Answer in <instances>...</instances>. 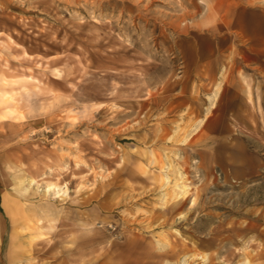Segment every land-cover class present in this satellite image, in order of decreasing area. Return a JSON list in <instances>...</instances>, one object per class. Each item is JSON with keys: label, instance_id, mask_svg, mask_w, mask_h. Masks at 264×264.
Returning <instances> with one entry per match:
<instances>
[{"label": "rangeland", "instance_id": "rangeland-1", "mask_svg": "<svg viewBox=\"0 0 264 264\" xmlns=\"http://www.w3.org/2000/svg\"><path fill=\"white\" fill-rule=\"evenodd\" d=\"M24 263L264 264V0H0Z\"/></svg>", "mask_w": 264, "mask_h": 264}, {"label": "bare ground", "instance_id": "bare-ground-1", "mask_svg": "<svg viewBox=\"0 0 264 264\" xmlns=\"http://www.w3.org/2000/svg\"><path fill=\"white\" fill-rule=\"evenodd\" d=\"M191 3V2H190ZM22 183V188L24 189V190H27V186H26V184L25 185H23V182H21ZM48 184V183H47ZM51 184V183H50ZM50 184H48L47 185V190H49V189H51V188H54V187H56V185H50ZM26 222V221H25ZM28 224V223H27ZM37 231V230H36ZM40 232V231H39ZM42 233V232H41ZM29 238V237H28ZM40 238V237H39ZM34 242V241H33ZM31 243V242H30ZM30 251V250H29ZM29 255V254H28ZM22 256V255H21ZM25 256V255H24ZM20 257V256H19ZM18 257V258H19ZM29 258V257H28ZM18 260V259H17ZM20 261V260H19ZM30 263V262H29ZM25 264V263H24Z\"/></svg>", "mask_w": 264, "mask_h": 264}, {"label": "crops", "instance_id": "crops-1", "mask_svg": "<svg viewBox=\"0 0 264 264\" xmlns=\"http://www.w3.org/2000/svg\"><path fill=\"white\" fill-rule=\"evenodd\" d=\"M249 93H250V91H249V92L247 91V93H246V94H248V95H249ZM216 94H218V92H216ZM208 118H209V117H207V119H208ZM202 119H203V118H202ZM231 132H232V131H231Z\"/></svg>", "mask_w": 264, "mask_h": 264}]
</instances>
